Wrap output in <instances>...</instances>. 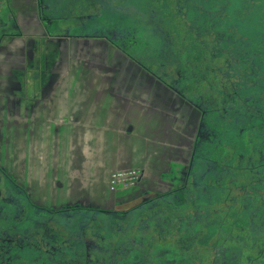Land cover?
I'll list each match as a JSON object with an SVG mask.
<instances>
[{"label":"flooded vegetation","instance_id":"flooded-vegetation-1","mask_svg":"<svg viewBox=\"0 0 264 264\" xmlns=\"http://www.w3.org/2000/svg\"><path fill=\"white\" fill-rule=\"evenodd\" d=\"M86 2L84 12L71 14L90 21L79 33L48 0H0V264H264V109L254 118L236 94L219 92L221 39L237 37L239 22L264 14V0ZM141 35L159 43L154 58ZM244 35L237 49L258 59L260 49ZM194 42L205 48L198 65L179 53ZM88 50L102 63L94 65L102 73L98 85L111 83L108 93L130 99L129 133L135 126L148 131V99L169 120L148 137L156 159L132 192L73 196L70 189L63 200L47 199L50 192L39 179L31 184L28 168L12 167L15 141L49 126L54 99H68L69 79ZM238 60L227 67L241 69L233 82H245L256 65ZM210 63L212 77L196 73ZM56 182L54 189L64 188ZM154 204L164 211L147 216Z\"/></svg>","mask_w":264,"mask_h":264},{"label":"crops","instance_id":"crops-1","mask_svg":"<svg viewBox=\"0 0 264 264\" xmlns=\"http://www.w3.org/2000/svg\"><path fill=\"white\" fill-rule=\"evenodd\" d=\"M85 69H80V71L84 72ZM90 70H88L89 72ZM95 71L91 72V75H95ZM102 73H99L98 76H101ZM69 81H72L69 79ZM76 82V81H75ZM107 85V84H106ZM76 90L78 91L77 87H75ZM111 88V87H110ZM110 88H106L104 92V96L100 93L97 92L96 96H94V89L100 91L101 89L97 86H95L94 89H91L90 91L86 92L85 90H79L78 92L71 93L73 91V86L72 82L69 85V90L66 92V97L68 99L63 100V99H54L52 106L53 109L50 114V122L48 123L49 129H45L43 132L36 135H30L27 139L26 142V150L25 152L27 155H30L32 152V156L37 155L39 161H43L42 163L45 164V160L47 158V155L49 154L51 156V159L54 163H59V166H57L55 174L52 175L51 179L56 181H59L63 183L64 185L66 184L65 179H63V174L66 173V176L69 178L68 180L74 182L76 181L77 183H81L80 187V192L88 191L91 193V195H97L99 193L94 194L93 192V186L91 187V184L93 185L94 183L97 184L98 181H93L92 178V172H91V166L92 163H102L98 157L97 153L101 151H104L108 153V159L111 158L109 163H116V168L117 169H127V168H132L137 165H142V169H145L147 165L149 164L152 158V147L149 146V143H145V139L148 140L150 136H152L153 132L155 131L156 133L159 131V124L157 123V118L159 117L162 119L161 116L158 115L156 110V107L158 102H153L150 99L147 100V102H143V105H148L146 107H152L153 108V113L154 115L147 116L148 119L145 120L146 118L144 117V122H146L147 126V132H145V136L141 135L140 140H137L134 143H129V147L125 148V146L119 148L120 144H117L113 146L111 145H103L104 141L108 138L111 137L113 134H119L120 137L124 136V130L126 129V122H125V113H128L129 110H126V104L131 103L128 99L127 102L124 99H120L119 95H117L114 92V89L111 91V93H108ZM77 93V94H76ZM72 94V95H71ZM75 94V95H73ZM157 103V104H156ZM120 104V105H119ZM130 105V104H129ZM132 106V105H131ZM92 109V110H91ZM113 109L115 110L112 113H109V110ZM91 110V114H89L90 117V122L93 123L95 121V127L96 124H105V125H110V130L109 128L106 129L104 134H99L97 136L101 137L102 144L97 145L95 148L91 147L90 144V139L89 136H92V132H87L89 126H87V123H82L83 119L86 118L87 113ZM120 111V112H118ZM123 111V112H122ZM150 113V112H149ZM66 116L68 119V122L65 124H62L63 129H60L61 132H56V137L52 136V132L58 131V130H51L50 127L54 126L55 124H60L62 121L61 117ZM88 117V116H87ZM159 119V121H160ZM169 119H162V121H168ZM78 126H83V132L82 130H78ZM68 130V131H67ZM106 132H108L106 134ZM60 135V136H59ZM117 136V135H116ZM84 138V140H83ZM42 140V141H41ZM85 141V144L83 145V141ZM123 140V139H122ZM107 142H109L107 140ZM111 142V141H110ZM122 143V142H121ZM68 145L71 147L69 150L76 151L80 150L83 152V157L79 161H75L73 164L69 163V171L65 172V167L67 166L68 163H65L66 161H63L64 156H61V151L66 148L65 146ZM74 148V149H73ZM106 148V149H105ZM67 149V148H66ZM162 149V148H161ZM32 150V151H31ZM56 152V155H55ZM58 152V153H57ZM110 152V153H109ZM140 152V155L137 154ZM162 152V151H161ZM82 154V153H81ZM92 154V155H91ZM55 155V156H54ZM31 156V157H32ZM57 156V158H56ZM93 156V157H92ZM114 156V159L112 157ZM82 157V155H81ZM56 158V159H54ZM38 161V162H39ZM47 163H52V162H47ZM61 163V164H60ZM35 164V163H31ZM126 165V166H125ZM145 165V167H144ZM37 169V163L35 165ZM77 167H80L77 168ZM144 167V168H143ZM34 168V166H33ZM79 169V170H78ZM115 170V169H114ZM31 172V170H30ZM71 172V173H70ZM54 173V170H53ZM32 174V173H31ZM31 177V176H30ZM90 178V179H89ZM33 177H31V180ZM80 180V181H79ZM109 181L110 177L108 179V186H109ZM83 187V188H82ZM82 188V189H81ZM128 191L127 189H124L120 191V196L125 195ZM78 193V194H79Z\"/></svg>","mask_w":264,"mask_h":264},{"label":"rangeland","instance_id":"rangeland-1","mask_svg":"<svg viewBox=\"0 0 264 264\" xmlns=\"http://www.w3.org/2000/svg\"><path fill=\"white\" fill-rule=\"evenodd\" d=\"M50 3H52V4H57L56 6H57V9H56V12H58V13H60V15H65L66 17H68L67 18V20H70L71 22H72V25H73V28L72 29H74V31H77V32H82V33H84L85 32V30H88L89 29V27H90V25L89 24H85V22L84 21H88L89 23H90V21H89V19H85V18H83V19H81V20H79V19H77L76 21L75 20H73V18L71 17V14L72 13H76V14H78V13H80V11L78 12V10H82L83 12H84V9L87 7L86 6V4H87V2H86V0H72L73 2H72V4L70 5V8H67L66 6L68 5V2H70L71 0H48ZM85 5V6H84ZM114 16H116V17H118V18H123L122 16H120V15H118V14H114ZM105 18H103V20H104ZM198 19V18H197ZM124 20H126V19H124ZM198 21H199V19H198ZM99 24H102V23H98V25ZM113 25H117V23H114ZM202 25V24H201ZM91 28V27H90ZM96 29H98V30H101L99 27L98 28H96ZM142 36V35H141ZM153 37L152 36H150V35H148L147 37H144V36H142V38H136V39H139L140 41H142V45L143 46H147L150 42L152 43V45L154 46V47H151L152 49L150 50V51H145V54H146V56H148L150 59H152V58H154V56L156 55L157 56V54H158V52H156L155 51V47H158L159 46V43L157 42V40H154V41H152L151 39H152ZM52 44V43H51ZM49 49H51V48H49ZM135 49L137 50L138 48L137 47H135ZM143 51V50H142ZM141 51V52H142ZM92 52H91V50H88L87 52H86V55L84 56V58L87 60L86 62H84L83 64H82V62H80V64L82 65V69H85L84 71H85V73L84 72H82V71H80L79 69L77 70V72H76V74L74 73L71 77H70V79L72 80V81H70V82H72V86H73V91L71 92V93H74V92H78L79 90H84L83 89V87L85 88V84H88V85H90V86H97V87H99L100 89H101V87L102 88H110V87H112V84L111 83H108L107 85H104V86H101V85H98L99 83H98V81H100V79H101V77L100 76H96V75H99V73H98V70H99V66L98 65H102V63H101V60L99 59V58H96V59H93V57H92V55H90ZM139 53H140V51L137 53L138 55H139ZM98 55V54H97ZM99 56V55H98ZM65 57V56H64ZM65 58H67V57H65ZM108 59V58H107ZM109 60V59H108ZM66 61H67V59H66ZM71 63H73V64H76V60L75 61H70ZM68 63H69V61H68ZM97 65L98 67H96V66H94V65ZM89 66V67H88ZM96 67V69H97V72H96V74L95 75H92V76H94V77H92V76H90L89 77V74L91 75V73L90 72H92V71H94V70H91L92 68H94V67ZM91 67V68H90ZM76 69V68H75ZM95 69V68H94ZM88 70H91V71H89L88 72ZM108 72H105L104 71V75H106ZM114 73L115 72H111V73H109V75L112 77V75H114ZM193 73V72H192ZM109 75H107V76H109ZM122 75H124L123 73H122ZM125 75H128V73H125ZM47 76V75H46ZM129 76H132V74L130 73L129 74ZM127 80V79H126ZM131 79H129V81H130ZM76 81V82H75ZM87 82V83H86ZM115 82V81H114ZM101 83V82H100ZM137 83H138V85L140 84L139 83V80H137ZM118 85H120L121 86V83H118ZM75 87H77V89H78V91L76 90V88ZM90 91V90H89ZM149 92V91H148ZM150 94H151V90H150V92H149ZM77 94V93H76ZM60 95H61V93H60ZM72 95V94H71ZM73 95H75V94H73ZM120 105V104H119ZM169 105L171 106V103H169ZM92 110V109H91ZM91 110L87 113L88 115H86V118H84L83 119V121H82V123L84 124V123H87V126H89L88 127V129H85V130H87V132H92L91 134H92V136H89V139H90V144H91V147L93 148V146H94V148L97 146V145H99V144H102V140H101V137H99V136H97V135H99V134H104L105 133V131H106V129H108L109 128V130H110V125L108 124V125H105V124H99V123H101V122H99V123H97L96 124V127H95V121L93 122V123H91L90 122V117H91V115L89 116V114H91L92 112H91ZM115 110H113V109H110L109 110V113H112V112H114ZM118 112H120V111H118ZM123 112V111H122ZM125 114H127L126 112H124ZM151 115H154V113H151ZM88 116V117H87ZM130 116H131V114H130ZM132 117V116H131ZM61 123L60 124H55V127L57 128V127H59L58 129V131H54V132H52L53 134H52V136H54V137H56L57 135H56V132H61L60 131V129H63V127H62V124L63 123H67L68 122V119L66 118V116H63V117H61ZM148 119V118H147ZM146 119V120H147ZM160 119V118H159ZM159 119L157 118V121L159 122V126H160V124H163L164 123V121H162V119H160V121H159ZM161 122V123H160ZM126 123H127V121H126ZM130 126H131V124L130 123H127V127H126V129L124 130V136L123 137H120L119 136V134H113L111 137H108L105 141H104V143H103V145H109V147L111 146V145H113V146H115L116 145V147H117V144L119 143L120 144V146H119V148L121 149V147H122V149H123V147L125 146V148H127V147H129V143H134V146H135V142L137 141V140H140V139H142L141 138V135L142 136H145V132L143 131V129L142 130H140V128L139 127H136L135 126V130L134 131H132L131 133H129L128 132V130H130ZM55 127H50V129L51 130H54L55 129ZM47 129H49V126H47L46 127ZM106 128V129H105ZM145 128H147V126L145 127ZM82 130V132H83V126H78V130ZM68 131V130H67ZM108 132H106V134H107ZM154 134H155V132H154ZM117 135V136H116ZM60 136V135H59ZM26 137H29V136H26ZM26 137H22V138H18L16 141H15V146H14V151H13V158H14V161L12 162V167H14V169H15V171L16 172H18V173H23L24 172V169L25 168H28V171L29 170H31V172L29 171V173H30V176L31 177H33V179L30 181L31 182V184H33V185H37L36 183H37V179H39L40 181H42L43 182V187H45V190H47L48 192H50V195L48 194V195H46V198L47 199H60V200H63L65 197H67V196H69V194L70 193H72V195L73 196H77L78 195V193L81 191L80 190V187H81V183H77L76 181H74V182H72V181H70V180H68L69 178L66 176V173L65 174H63V179H65V181H66V184L64 185V188H58L57 186H58V183L56 182V184H55V180H52L51 179V177H52V175L53 174H55V171H56V168H57V166H59V163H54L53 161H52V159H51V156L48 154L47 155V158H46V160H45V164L44 163H42L43 161H39L38 159V154L37 155H34L33 154V156H32V152H31V154L30 155H27V153L25 152V150H26ZM123 139V140H122ZM83 140H84V138H83ZM82 140V141H83ZM107 140L109 141V142H107ZM42 141V140H41ZM111 141V142H110ZM145 141V143L148 141V140H144ZM180 141V140H179ZM122 142V143H121ZM151 143V142H150ZM181 143V142H180ZM85 144V141H83V145ZM152 144V143H151ZM177 145L176 146H180V145H182V144H178V142L176 143ZM66 148L63 150V152L61 151V156L63 155L64 156V159H63V161H66L65 163H68L67 164V166L65 167V172L66 171H69L68 169H70L69 168V163H74L75 161H79L81 158H82V160L84 159V157H83V152L80 150V152L78 151V150H76V151H73V150H69V149H71V147H69L68 145H66L65 146ZM74 149V148H73ZM106 149V148H105ZM121 149V150H122ZM19 151H20V154H19ZM32 151V150H31ZM58 153V152H57ZM82 153V154H81ZM110 153V152H109ZM98 155H97V157H98V159L102 162V163H92V166H91V172H92V180L93 181H98L97 182V184H91V187L93 186L94 188H93V192H94V194H96V193H103L104 195L105 194H108V193H106L107 192V190L106 189H108V179H109V177H111L112 176V174L115 172V171H120V170H125L124 168L123 169H117L116 168V163H114V161L112 162V163H109L110 162V160H111V158H109L108 159V153L107 152H105V150L104 151H101L100 152V150H99V152L97 153ZM137 154H139L140 155V152H138ZM19 155V156H18ZM55 155H56V152H55ZM54 155V156H55ZM81 155H82V157H81ZM92 155V154H91ZM32 156V157H31ZM141 156V155H140ZM80 157V159H78ZM93 157V156H92ZM112 157V156H111ZM56 158H57V156H56ZM56 158H54V159H56ZM113 159H114V156L112 157ZM152 158H154V159H156L154 156H152ZM23 160V161H26L27 163H23V161H21V160ZM158 159V158H157ZM38 161H39V163H38ZM52 162V163H47V162ZM157 161V160H156ZM162 161V159L160 158V162ZM80 162V161H79ZM31 163H35V164H31ZM36 163H37V165H40V167H37V169H36V167H35V165H36ZM157 163V162H156ZM166 163V162H165ZM61 164V163H60ZM169 165H170V163H169ZM173 165V164H172ZM171 165V166H172ZM33 166H34V168H33ZM126 166V165H125ZM144 167H145V165H144ZM143 167V168H144ZM77 168H79L80 169V167H77ZM132 168H134V169H137V170H139V171H142L143 172V170L144 169H142V165L140 166V165H137V166H134V167H132ZM78 169V170H79ZM115 169V170H114ZM53 170H54V173H53ZM32 173V174H31ZM71 173V172H70ZM54 176V175H53ZM168 177V176H167ZM166 177V178H167ZM148 177H147V174L145 175V179H147ZM156 178V177H155ZM155 178H151V180H149V181H157V178L155 179ZM90 179V178H89ZM162 180H165V177L163 176L162 177ZM80 181V180H79ZM61 183V182H60ZM55 185H57L56 186V189H54L55 188ZM69 185H71L72 187H70L69 188ZM83 188V187H82ZM81 188V189H82ZM136 188V185H130V186H128V187H120L119 189H118V192H120V191H122V190H124V189H127L128 191H125V192H132L134 189ZM70 189H71V192L69 193V191H70ZM109 190V189H108ZM111 192V191H110ZM177 201H179V202H181V201H183L182 199L181 200H177ZM162 209V205H156V204H154V206L153 207H151L150 209H147L146 211H147V216H150L152 213H155V212H157V213H159L160 211H161V209ZM156 210V211H155ZM162 211H164L163 209H162ZM261 235L259 234V237H260ZM261 239V238H260ZM262 240V239H261Z\"/></svg>","mask_w":264,"mask_h":264},{"label":"trees","instance_id":"trees-1","mask_svg":"<svg viewBox=\"0 0 264 264\" xmlns=\"http://www.w3.org/2000/svg\"><path fill=\"white\" fill-rule=\"evenodd\" d=\"M262 21H264V14H258L256 16V19H252L251 21L247 23L239 22L238 23L239 28L238 30H236L237 37L231 35L229 37H225L221 39V44H222L221 49L222 50H220V57H219L221 60L220 61L221 62L220 69L222 72L221 79L223 81L220 83L219 92L221 93L222 96L226 97L227 99H229V97H231L233 94H236V99H240L244 101L243 104H245V107L252 108L251 115H253V117H254L255 111L261 110V107L262 109H264V82L260 81L261 77L264 75V68H261V67H260L261 69L259 68V64H262V63L264 64V52L261 53V49H262L261 47L264 46L263 45L264 30H263V27H261V25L263 24ZM245 24H248V25H245ZM240 34H242V36H245L244 34H246V37L248 38L247 40L251 41L250 46L252 49L253 48L255 49V47L260 49L256 51L259 54V56L256 55L258 59L254 60L253 59L254 57L248 54L247 56H245L247 53V50L244 51V50L237 49L236 47L237 39L236 38L240 40L239 38ZM239 45L240 43H238V46ZM229 47H233L232 50L229 49ZM223 48H227V50H224ZM179 50H180L179 53H181V55H186L189 61L192 60L198 65L202 57L199 53L200 51L201 52L205 51V48L202 45L198 44V42L197 43L194 42V45L189 46L188 49L180 48ZM205 54L208 55V52H206ZM209 58L211 60L212 56L210 55ZM237 58L240 59V62L239 60L238 62L241 64L248 63L251 66L256 65L255 67H252L249 69L246 67L245 69H243V72H246V70L248 69L247 72L250 73L249 80L245 82H242V81L233 82V79H238L237 76H239L241 69H238V67L232 68V69L227 67V65H230L229 63H235V61H237ZM211 67H212V64L210 63L209 65H207L205 70L201 69L200 72L196 71V73L204 74L208 78L212 77L213 69ZM190 74L192 73L190 72ZM209 86H212V85H209ZM216 87L217 85H215V88ZM227 102L229 101L227 100ZM238 112L241 114L243 113V110L238 109ZM263 119H264V116H263ZM239 147L240 148L238 149V152H241L240 149L242 147V143L239 145Z\"/></svg>","mask_w":264,"mask_h":264},{"label":"built area","instance_id":"built-area-1","mask_svg":"<svg viewBox=\"0 0 264 264\" xmlns=\"http://www.w3.org/2000/svg\"><path fill=\"white\" fill-rule=\"evenodd\" d=\"M140 174V171L134 168L115 171L110 177V188L112 190H117L120 187L135 185Z\"/></svg>","mask_w":264,"mask_h":264}]
</instances>
